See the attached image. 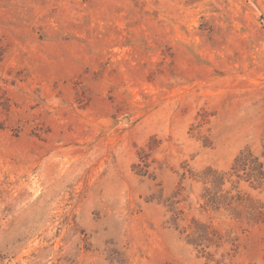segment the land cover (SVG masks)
<instances>
[{"label":"rangeland","instance_id":"rangeland-1","mask_svg":"<svg viewBox=\"0 0 264 264\" xmlns=\"http://www.w3.org/2000/svg\"><path fill=\"white\" fill-rule=\"evenodd\" d=\"M248 148L264 0H0V264H264L197 179Z\"/></svg>","mask_w":264,"mask_h":264},{"label":"trees","instance_id":"trees-1","mask_svg":"<svg viewBox=\"0 0 264 264\" xmlns=\"http://www.w3.org/2000/svg\"><path fill=\"white\" fill-rule=\"evenodd\" d=\"M232 176H236L237 181H234ZM197 179L205 185L202 195L206 208L214 210L225 208L236 218L250 224L264 221V202L239 189L241 181L249 182L255 189H264V148L260 155H256L251 148L242 151L232 166V172L228 175L209 167L197 174ZM227 181L233 184L229 189L224 187ZM196 223L190 243L202 246L204 241H212L214 239L212 235L215 234L210 227L198 221ZM215 264L223 263L216 261Z\"/></svg>","mask_w":264,"mask_h":264}]
</instances>
